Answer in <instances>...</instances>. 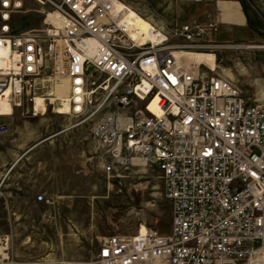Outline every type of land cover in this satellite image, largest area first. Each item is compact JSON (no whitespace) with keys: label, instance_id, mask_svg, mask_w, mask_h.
<instances>
[{"label":"built area","instance_id":"obj_1","mask_svg":"<svg viewBox=\"0 0 264 264\" xmlns=\"http://www.w3.org/2000/svg\"><path fill=\"white\" fill-rule=\"evenodd\" d=\"M28 1L0 0V99L32 110L67 77L70 114L102 115L91 131L102 170L156 169L171 205L168 234L108 235L83 264H264V105L176 54L204 48L217 24L155 26L143 42L125 0ZM30 13L40 24L23 28ZM0 264H19L6 234Z\"/></svg>","mask_w":264,"mask_h":264},{"label":"rangeland","instance_id":"obj_2","mask_svg":"<svg viewBox=\"0 0 264 264\" xmlns=\"http://www.w3.org/2000/svg\"><path fill=\"white\" fill-rule=\"evenodd\" d=\"M125 1L166 29L176 22H215L185 16L205 0ZM238 1L247 28L224 39L217 26L196 50L213 53L216 72L264 105V0ZM39 24L35 14L20 22L23 28ZM99 116L57 114L52 105L35 115L26 105L0 116L8 127L0 133V235L10 237L19 264H83L108 235L170 231L171 205L156 169L134 167L120 176L102 171L90 134ZM39 193L44 200H36Z\"/></svg>","mask_w":264,"mask_h":264},{"label":"bare ground","instance_id":"obj_3","mask_svg":"<svg viewBox=\"0 0 264 264\" xmlns=\"http://www.w3.org/2000/svg\"><path fill=\"white\" fill-rule=\"evenodd\" d=\"M115 4H116V7H118V8L123 7V5H122L123 3L121 1H119V2L115 1ZM127 13H128L127 22H129V26H130V31H129L130 35L133 38H136V40L143 41V42L152 40V38L154 37V33H155L153 31V28L157 25L151 23L146 18L142 17L140 14L137 13V11H135L131 7H128ZM33 14H35V13H30L29 15H33ZM47 17H48V19H52L51 15H48ZM28 18H29V16H28ZM159 28H164V27H159ZM246 47H253V46H246ZM261 47H264V46H261ZM176 54L180 58H182L183 60H185L187 62L196 64V65H198V64L207 65L209 68H211L213 71L216 72V67H217L216 58H215V55L213 53H202L196 49H181V50L176 51ZM220 76L227 79L226 77H224L222 75H220ZM227 80L230 81L229 79H227ZM69 87H70V83H69L67 77H65L63 75L57 76L56 80L49 83L48 90L45 92V94H37L35 96V100H34L35 106L31 110L32 113H33V111H35L33 113V115L38 113L40 110L45 109L46 105L52 104L54 107V110L57 114H67V115H72V116H78V115L70 114V112H69L70 110H69V105H68V101H67V99L69 98V93H70ZM43 93H44V91H43ZM46 100L49 103H47ZM149 107H150V109H152L155 112L157 110V113H159L158 109L155 108L154 102H151ZM14 109H16V108H14L8 101H6L5 99H0V116H10L13 114ZM101 116L102 115H100L99 118ZM99 118H97V119H99ZM4 124H6V123H4ZM91 131H92V126L90 128V134H91ZM96 145H97V143H96ZM100 164H101V160H100ZM138 167H145V166H138ZM101 168H102V166H101ZM132 168H134V167H132ZM132 168H130V169H132ZM146 230H147V228L145 229V231ZM145 231H143V232H145ZM138 232H140V231H138ZM143 232H141V233H143ZM168 233L169 232H167L165 234H168ZM43 264H46V263H43Z\"/></svg>","mask_w":264,"mask_h":264},{"label":"crops","instance_id":"obj_4","mask_svg":"<svg viewBox=\"0 0 264 264\" xmlns=\"http://www.w3.org/2000/svg\"><path fill=\"white\" fill-rule=\"evenodd\" d=\"M185 16L188 20L198 18L215 21L224 39L247 28L246 16L238 0H205Z\"/></svg>","mask_w":264,"mask_h":264}]
</instances>
